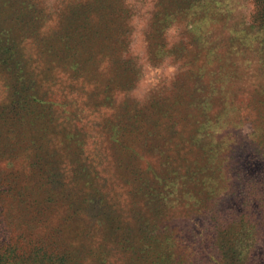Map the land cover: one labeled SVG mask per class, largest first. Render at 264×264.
<instances>
[{
    "label": "rangeland",
    "instance_id": "rangeland-1",
    "mask_svg": "<svg viewBox=\"0 0 264 264\" xmlns=\"http://www.w3.org/2000/svg\"><path fill=\"white\" fill-rule=\"evenodd\" d=\"M0 264H264V0H0Z\"/></svg>",
    "mask_w": 264,
    "mask_h": 264
}]
</instances>
